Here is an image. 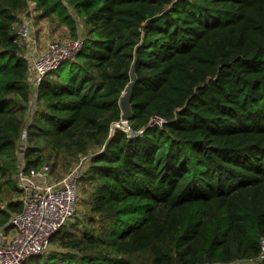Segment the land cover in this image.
I'll return each instance as SVG.
<instances>
[{
    "label": "trees",
    "instance_id": "trees-1",
    "mask_svg": "<svg viewBox=\"0 0 264 264\" xmlns=\"http://www.w3.org/2000/svg\"><path fill=\"white\" fill-rule=\"evenodd\" d=\"M30 4L74 36V16L86 25L77 56L34 96L14 32ZM135 54L128 133L113 127ZM80 155L92 189L85 224L61 228L50 241L63 250L26 264L255 259L264 238V0H0V227L22 210V160L38 168L54 157L67 170Z\"/></svg>",
    "mask_w": 264,
    "mask_h": 264
},
{
    "label": "built area",
    "instance_id": "built-area-1",
    "mask_svg": "<svg viewBox=\"0 0 264 264\" xmlns=\"http://www.w3.org/2000/svg\"><path fill=\"white\" fill-rule=\"evenodd\" d=\"M32 28L23 21L18 34L31 37ZM33 41V40H32ZM84 37L74 40L46 39L43 49L26 56L33 72V96L42 78L56 70L63 62L73 60L82 49ZM31 62V63H30ZM33 99V98H32ZM34 105V104H33ZM34 107V106H33ZM31 110V113L33 112ZM164 120L154 117L152 124L162 125ZM126 124V128L124 127ZM113 128L132 133L127 122L119 121ZM139 132H142L141 130ZM26 132L22 134L25 138ZM88 155L80 157L78 165L57 179L52 177V166L44 163L38 168H26L22 160L15 175L20 192L22 210L12 214L7 228L0 227V264H24L29 258L44 254L54 236L73 216L77 201V184L82 170L87 167ZM259 255L247 262L212 264H258L264 261V238L260 241ZM251 261V262H250Z\"/></svg>",
    "mask_w": 264,
    "mask_h": 264
},
{
    "label": "rangeland",
    "instance_id": "rangeland-1",
    "mask_svg": "<svg viewBox=\"0 0 264 264\" xmlns=\"http://www.w3.org/2000/svg\"><path fill=\"white\" fill-rule=\"evenodd\" d=\"M30 12L32 16H30L31 15ZM38 13L39 12H36L33 10V5L30 4L29 10L27 11V13L21 14L20 21L14 25V32L18 37L19 43H21V45L25 49V55L26 54L28 55L29 51H32L35 54H37L38 52H41L46 39L51 38L53 40H74L80 36L85 38L86 25L83 19H80L79 17L77 16L75 17L73 15L75 18V23H76L75 24L76 31H75V36H74L71 32V29L67 25L58 22V20L54 16L40 20L39 18H37ZM27 14H30V15L27 16ZM23 21H27L32 28L31 36H30L31 38L28 40H27V37L24 38L23 36L18 34L19 25ZM51 34H55L56 37H51L52 36ZM65 68H66V65L64 66V69ZM64 71H66V69ZM124 127L126 128V124H124ZM58 160L60 161L61 158H58ZM79 160H80V157L79 159H77V161L72 162L70 167H68L67 170L65 169V166L63 164L55 165L53 167V163L57 162V160L54 157L47 159L44 163H49L52 166V177L54 179H57L60 176L70 172L73 168H75L78 165ZM87 166H88V161H87ZM87 168L88 167L82 170L83 174L78 179L77 201L75 205V211H74L72 218L62 227L64 231L70 230V231H76L77 233H80L82 227L85 224V219L87 217L86 213H87L88 205H89V197H90L89 194H91V191H92L90 184H88V181L82 180V177L87 173ZM1 206L4 207L5 203H2ZM62 250L63 249L57 246L56 243H51L50 241L47 247V250L42 255L45 257L49 253L51 254L54 252H61ZM137 258L143 261H148V257L146 254H138ZM249 259L251 258H247L241 261L247 262ZM24 264H26V262ZM258 264H264V263H258Z\"/></svg>",
    "mask_w": 264,
    "mask_h": 264
},
{
    "label": "water",
    "instance_id": "water-1",
    "mask_svg": "<svg viewBox=\"0 0 264 264\" xmlns=\"http://www.w3.org/2000/svg\"><path fill=\"white\" fill-rule=\"evenodd\" d=\"M136 64H137V54H135L134 61L132 62V66L130 69V82L125 88L124 93L120 97L119 106L121 109V121L127 122L132 117V106H131V98L134 90V86L137 81L136 74Z\"/></svg>",
    "mask_w": 264,
    "mask_h": 264
},
{
    "label": "crops",
    "instance_id": "crops-1",
    "mask_svg": "<svg viewBox=\"0 0 264 264\" xmlns=\"http://www.w3.org/2000/svg\"><path fill=\"white\" fill-rule=\"evenodd\" d=\"M30 14H31V12H30ZM30 14H27V16H29ZM30 16H32V14L30 15ZM52 36L51 37H56L55 36V34H51ZM50 36V35H49ZM30 52V51H29ZM29 52H28V54H29ZM27 55V54H26ZM32 77H33V72H32V70H30V72H29V81L31 82V79H32ZM31 84V83H30Z\"/></svg>",
    "mask_w": 264,
    "mask_h": 264
}]
</instances>
